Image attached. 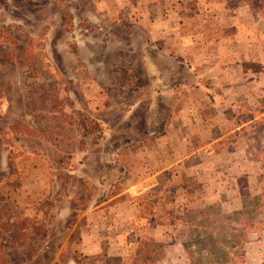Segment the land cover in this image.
<instances>
[{
  "label": "rangeland",
  "instance_id": "1",
  "mask_svg": "<svg viewBox=\"0 0 264 264\" xmlns=\"http://www.w3.org/2000/svg\"><path fill=\"white\" fill-rule=\"evenodd\" d=\"M254 3L0 0V264H189L175 217L264 205Z\"/></svg>",
  "mask_w": 264,
  "mask_h": 264
},
{
  "label": "trees",
  "instance_id": "2",
  "mask_svg": "<svg viewBox=\"0 0 264 264\" xmlns=\"http://www.w3.org/2000/svg\"><path fill=\"white\" fill-rule=\"evenodd\" d=\"M254 4L255 10L264 12V0H255ZM257 160L260 161L258 157ZM239 192L240 209L234 213H224L218 204H212L184 210L169 222H179L191 230V247L186 252L189 264H229L240 255L248 234L261 229L264 209L261 197L244 190ZM144 249L142 259L146 263H152V255L157 252L158 256L162 250L160 242L154 240Z\"/></svg>",
  "mask_w": 264,
  "mask_h": 264
},
{
  "label": "crops",
  "instance_id": "3",
  "mask_svg": "<svg viewBox=\"0 0 264 264\" xmlns=\"http://www.w3.org/2000/svg\"><path fill=\"white\" fill-rule=\"evenodd\" d=\"M182 63V62H181ZM185 65V63H183V66Z\"/></svg>",
  "mask_w": 264,
  "mask_h": 264
}]
</instances>
